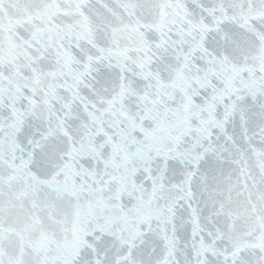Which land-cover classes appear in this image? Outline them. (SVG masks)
Instances as JSON below:
<instances>
[{"label": "snow or ice", "instance_id": "obj_1", "mask_svg": "<svg viewBox=\"0 0 264 264\" xmlns=\"http://www.w3.org/2000/svg\"><path fill=\"white\" fill-rule=\"evenodd\" d=\"M0 264H264V0H0Z\"/></svg>", "mask_w": 264, "mask_h": 264}]
</instances>
